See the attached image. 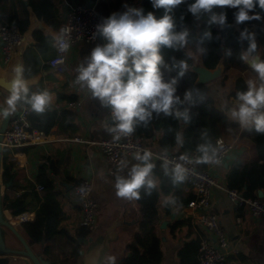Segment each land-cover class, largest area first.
Listing matches in <instances>:
<instances>
[{"label":"trees","instance_id":"trees-1","mask_svg":"<svg viewBox=\"0 0 264 264\" xmlns=\"http://www.w3.org/2000/svg\"><path fill=\"white\" fill-rule=\"evenodd\" d=\"M22 7V16L18 17L17 13L9 14L7 20L18 26L19 30L24 33L29 24L27 7L33 11L35 16L44 21L49 26L56 28L62 20L59 11L58 0H20ZM97 9L106 17L107 6L103 1L97 2ZM139 8H143L145 13L153 11L157 18L164 14L163 9H153L150 0H138ZM227 12L228 22L232 25L230 29L219 33L220 39L209 42L204 41L203 45L197 42L202 38L205 31L211 30L215 37L218 32L215 27L208 25L207 21L210 14H205L200 19L194 18L187 13L186 6L180 5L174 10L177 20V31L187 27L190 31L187 45L182 49L162 48L161 54L165 64L171 65L172 62L185 60L187 66L192 63L193 54H199L202 63L207 68H214L218 62L224 65L223 71L232 67L237 70L248 68V64L240 59L243 48L247 44L241 45L237 43L239 31L247 27L256 33L257 53L264 58V20L245 22L236 25L233 17V9H223ZM215 12L221 11L220 8L213 9ZM256 11L264 16V11L258 7ZM181 17L183 19L181 20ZM33 38L32 44L26 46L23 50V64L30 72L26 75L32 77L41 68L52 70L47 60L53 54V35L45 32L41 28H34L31 31ZM199 47L206 49L205 53L198 51ZM231 50L232 55L226 53ZM166 79L176 76V72H169L167 68L161 69ZM226 74L222 76V80L226 78ZM196 73L187 69L183 77L178 78L176 95L183 101L186 91H193L195 105L184 102L177 107L183 111L189 108L191 120L184 123L172 116H156L150 121L147 127L137 126L134 133L141 135L150 145L155 143L160 150H171L174 153H187L195 151L200 157L202 154L197 151V147L205 142H210L216 148V139L219 136L230 135L232 137L239 135L250 140L254 156L250 160L236 159L233 161L230 172L227 177V187L238 189L244 196H257L258 189L264 190V134L258 133L253 127L241 128L239 123L228 115V107L217 102L210 92L207 83L196 82ZM31 90H41L39 84H31ZM195 90H199V94L204 97L200 100ZM247 90L246 80L238 76L234 82V89L230 92V96L237 98V93ZM57 101L68 102L76 99L73 93L56 92ZM75 110L71 107L53 108L45 114H35L30 112L28 119L33 128L43 131L47 134L51 127L57 124V134L68 135L76 129L74 122ZM207 132V137L203 138L202 134ZM182 135V144H177L176 135ZM140 154H143L140 153ZM48 163H40L35 176V182H30V196L34 199L35 215L33 220L24 221L21 226L34 242L44 243V252H48L51 247V240L59 235L62 236L69 244V255L78 258L84 245V241L90 235L92 228L85 225H77L73 231H69L62 223L63 212L58 199L59 192L55 189L53 173H56L54 159L47 157ZM155 167L153 169L152 178L156 183V187L151 190V194H146L145 189H140V199L136 200L138 205L135 229L131 237L123 245L122 263L135 264H159L162 259L161 238L159 229L155 224L158 215L157 202L160 194H170L169 201L175 198V203L163 205L166 212L172 206L186 204L193 195L191 193L183 194L181 184L173 185L172 179L165 177L162 166L158 161H151ZM201 168H206L208 163H199ZM16 163L9 158V149L3 150L2 159V183L4 185L1 197V205L3 209L8 210L13 216L21 211L29 208L30 200L26 199V193L15 194L18 189L19 182L17 179ZM35 183L41 184L43 190L39 193L34 189ZM183 219L174 220L171 228L184 224ZM198 245L197 239L185 242L178 250L180 264H197L196 256L189 258L188 247Z\"/></svg>","mask_w":264,"mask_h":264},{"label":"crops","instance_id":"crops-1","mask_svg":"<svg viewBox=\"0 0 264 264\" xmlns=\"http://www.w3.org/2000/svg\"><path fill=\"white\" fill-rule=\"evenodd\" d=\"M24 1L26 3V0ZM58 1L59 11L63 19L67 11L66 1L71 0ZM81 1H93L96 2V4L98 1H103L107 6L106 17L113 12L125 11L126 6L139 8L138 0ZM26 9L28 11L29 24L27 30L23 33L25 36V47L33 42L31 31L34 28H41L45 32H49L53 35L52 45L54 53V41L58 26L56 28L49 26L44 21L38 19L30 7ZM13 13H17L18 17L22 16L20 0H0V21L9 22L7 17L9 14L11 15ZM102 43H104V41L99 38L94 43L80 41L71 46L67 55L68 68L66 72L61 75L56 74L52 70L41 68L35 75L29 77L34 81L32 84H39L41 90L47 89L53 93L54 101L51 109L70 107L68 105L70 101L77 102L76 108L71 107L75 110L74 122L76 129L68 135H59L56 132L57 124H55L47 134H44L41 143L25 145L13 150V152L9 151V158L13 159L17 165L16 170L19 186L15 194H27L26 199L31 201L29 208L26 209L28 211H34L36 205L34 199L30 196L31 191L29 183L35 182L39 164L43 163V159L47 160L49 156L55 161L54 164L57 172L53 173L52 170L49 171L53 174L55 189L59 192L58 199L63 212L61 223L65 228L69 231H73L78 225L80 207L77 198L73 195L72 185L81 177H88L90 179L92 183L91 198L97 203V223L92 227V230L97 228V233H102L105 227L115 219L134 220V223L129 225L123 224L116 229L118 237L110 243L111 247L107 254V260L111 261L123 256V245L129 240L135 229L138 211V205L135 199L128 200L117 196L115 188L116 178L117 176L127 177L131 167L139 163V161L135 159L136 155L130 156L125 171L110 177L106 172L107 163L99 149L96 146L88 145L85 142H79L73 139L75 136L84 139L112 137V134L108 132L111 123L109 109L101 107L99 101L92 99L87 89L82 88L76 82V69L84 62L85 58L89 56L91 50ZM16 57H20L21 63L23 64V51L15 52L11 62L5 63L0 50V74L3 71H7V77H11L12 68L14 66L13 59ZM198 61V65H201L200 58ZM218 66L221 65L219 64ZM224 74H226L227 77L222 80ZM238 76L243 77L246 82L250 79L256 80L257 85H259L258 76L249 65L248 68L244 70H237L230 67L226 71H223L217 78L207 82L208 85L212 82V87L209 86L211 94L217 102L228 107L227 112L231 118V110L238 106V101L237 98H233L229 94L233 91L234 82ZM57 91L73 93L76 95V99L70 100L67 103L57 101ZM239 125L241 128H244L240 123ZM226 137L238 139V145L230 152L224 162L208 163L206 167L216 176L219 183L223 186H227V177L234 160L240 158L248 161L254 156L249 139L240 137L239 135L234 137L226 135ZM150 146L155 151L160 150L155 143H150ZM16 159H20L19 161L21 162H18ZM162 171L165 177L171 178L170 175L164 172L163 168ZM258 190L256 191L257 195ZM181 191L183 194L191 193L185 181L181 183ZM169 195L170 194L161 193L157 202L158 215L155 224L159 229L162 249V259L159 264H180L178 250L185 242L194 239L198 241V238L194 232L190 217L184 214L182 210L185 204L172 206L168 212L164 210L163 205L165 200L169 199ZM212 197V209L221 219L229 239L226 264H264V218H254L245 209H235L222 187H215ZM2 214L28 242L31 250L40 260L47 262V264H80L86 240L84 241L83 249L78 258H73L69 255L70 244L59 235L51 240V247L46 253L43 250L44 243L31 240L21 226V223H16L13 220V215L8 210L4 209ZM34 215L31 220H33ZM178 219H183L185 221L184 224L171 228L170 224ZM3 231L5 241L10 242L8 247L15 250L23 248L18 237L7 227H3ZM233 249H236V251L234 252ZM197 250L198 245L197 249L194 245L188 247L190 259L194 256L197 258ZM6 254L9 258L6 264H32L24 256L17 253Z\"/></svg>","mask_w":264,"mask_h":264},{"label":"clouds","instance_id":"clouds-1","mask_svg":"<svg viewBox=\"0 0 264 264\" xmlns=\"http://www.w3.org/2000/svg\"><path fill=\"white\" fill-rule=\"evenodd\" d=\"M153 9H163L164 14L157 18L153 11L145 13L143 8L127 7L123 12H113L95 26L94 35H98L104 43L95 46L89 56L76 69V82L87 89L90 97L98 100L103 108L110 110L111 127L108 132L113 139L119 141L122 137L131 135L137 126H148L154 114L172 116L184 123H189L191 113L189 108L181 111L177 106L188 102L195 105L193 91H186L183 101L177 92L178 78L183 77L187 70L185 60L165 64L161 54L162 48L182 49L188 43L190 31L187 27L177 31V20L174 10L180 5L186 6L187 13L200 19L210 14L208 25L215 27L218 34L214 37L211 30L205 31L197 42L219 40L220 35L230 29L227 12L223 9H233L236 25L264 20V16L256 11L257 7L264 11V0H150ZM220 8L215 12L213 9ZM183 17H181V20ZM237 43L244 45L240 59L249 65L257 74L256 80L247 81V90L237 93L238 106L231 110V116L244 127H253L258 133L264 134V58L257 53L256 33L244 27L239 31ZM68 45L62 43L60 50L67 51ZM200 53L206 49L199 47ZM231 56V50L226 53ZM176 72V76L166 79L161 69ZM26 72L24 64H16L11 72V89L7 98V107L0 109V115L7 117L15 112L17 106H24L35 114H45L50 111L54 95L47 89L32 91L34 83ZM200 100L204 97L195 90ZM207 137V132L202 134ZM177 144H182V135L177 133ZM197 151L202 155L198 163H215L218 149L210 142L198 145ZM153 153L144 151L137 153L135 159L139 163L133 165L127 177L117 176L115 188L118 197L128 200L140 199V189L146 194L156 187L152 178ZM181 160L188 157L182 155ZM163 167L169 174V161L165 158ZM188 169L182 164H175L170 171L173 185L183 183ZM165 200V204L175 203Z\"/></svg>","mask_w":264,"mask_h":264},{"label":"built area","instance_id":"built-area-1","mask_svg":"<svg viewBox=\"0 0 264 264\" xmlns=\"http://www.w3.org/2000/svg\"><path fill=\"white\" fill-rule=\"evenodd\" d=\"M67 11L56 30L54 41V53L47 60L50 68L56 74H63L67 70V55L71 46L84 41L94 43L100 37L94 35L95 26L104 17L97 9L96 2H85L81 0L66 1ZM62 43L68 45L67 51H61ZM25 48V36L18 26L7 21H0V50L5 63H10L15 52H22ZM70 107L76 108L77 102L70 101ZM30 111L24 106H17L15 112L10 114L8 126L2 133L1 145L3 149L13 150L25 145L38 144L43 141L44 133L33 128L28 119ZM109 117L111 115L109 110ZM110 123V127H111ZM75 141L85 142L88 145L96 146L107 163V174L110 177L125 171L128 158L151 151L152 159L158 161L164 172V159L169 161V174L171 168L177 164H182L188 169L185 182L187 183L193 197L183 206V212L190 217L194 232L198 238L197 264H226V255L229 248L224 225L218 214L212 209L213 190L215 187H222L235 209H245L254 218H264V190L259 196H244L238 189L229 188L219 183L216 176L207 168H201L197 162L199 159L195 151L187 153H174L171 150L155 151L149 143L134 132L122 137L119 141L111 138L84 139L75 136ZM238 145V139L219 136L216 139L218 149L216 162L222 163L226 160L230 152ZM188 157L183 161L180 157ZM18 160V159H16ZM20 160V159H19ZM18 162H21L19 161ZM43 163L48 161L43 159ZM171 176V175H170ZM34 189L41 192V184L35 183ZM92 183L88 177H81L72 185L73 195L78 200L80 207L79 225L94 227L97 223V203L91 198ZM34 211L24 210L13 216L16 223L31 220ZM235 252L236 249H233ZM119 264H135L122 263Z\"/></svg>","mask_w":264,"mask_h":264},{"label":"water","instance_id":"water-1","mask_svg":"<svg viewBox=\"0 0 264 264\" xmlns=\"http://www.w3.org/2000/svg\"><path fill=\"white\" fill-rule=\"evenodd\" d=\"M95 1V0H94ZM259 54V53H258ZM260 55V54H259ZM198 57L201 60L200 55ZM14 65L21 64V58L16 57L13 59ZM221 66H218V65ZM224 65L220 61L214 68H207L203 65L201 60V66L194 65V60L187 67V69L196 73V82L207 83L218 76L223 72ZM11 77H7V71H3L0 74V95L8 98L11 89ZM6 107L0 106V109ZM10 115L4 117L0 115V264H6L8 262V255L6 253H17L19 255L24 256L28 259L32 264H47V262L42 261L38 258V256L31 250L28 242L19 234V232L14 228V226L9 223L7 219L3 217L2 211L4 210L1 205V197L3 194L4 185L2 183V159H3V147L1 145L2 133L8 126ZM262 194V190H258V195ZM134 223V220H126V219H115L109 225H107L102 231V233H97V228H94L90 235L86 238L85 249L80 261V264H117L120 263L122 257L117 258L116 260H107V254L110 250V243L117 239L118 233L117 228L124 225H129ZM3 227H7L18 239L21 241L23 248L19 250H15L13 248L8 247L10 242L5 241V237L3 236Z\"/></svg>","mask_w":264,"mask_h":264},{"label":"rangeland","instance_id":"rangeland-1","mask_svg":"<svg viewBox=\"0 0 264 264\" xmlns=\"http://www.w3.org/2000/svg\"><path fill=\"white\" fill-rule=\"evenodd\" d=\"M89 2H91V1H87V3H89ZM193 60L195 61V65H198L199 58H198V54L197 53L193 54ZM212 85H213L212 82L209 83L210 87H212ZM6 101H7V98L0 95V106L7 107Z\"/></svg>","mask_w":264,"mask_h":264},{"label":"bare ground","instance_id":"bare-ground-1","mask_svg":"<svg viewBox=\"0 0 264 264\" xmlns=\"http://www.w3.org/2000/svg\"><path fill=\"white\" fill-rule=\"evenodd\" d=\"M196 66H201V65H196Z\"/></svg>","mask_w":264,"mask_h":264}]
</instances>
